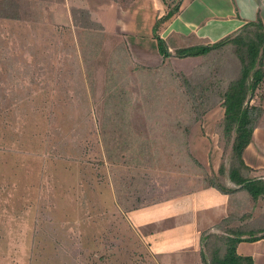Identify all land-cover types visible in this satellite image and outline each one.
<instances>
[{
	"label": "rangeland",
	"instance_id": "374dc122",
	"mask_svg": "<svg viewBox=\"0 0 264 264\" xmlns=\"http://www.w3.org/2000/svg\"><path fill=\"white\" fill-rule=\"evenodd\" d=\"M167 1L166 12L181 2ZM130 3L115 5L125 15L109 16L112 26L79 0H0V264H154L155 236L172 233L168 198L212 188L220 167L190 136L222 107L239 62L228 42L207 57L177 50L241 29L224 37L219 23L203 24V38L165 24L159 35L171 56L159 57L153 45L129 49L132 11L144 10ZM242 4L215 0L214 18H245ZM222 151L228 169L231 147ZM223 195L224 215L201 233L207 264L225 254L231 230L264 226V199ZM146 210L150 219L138 217Z\"/></svg>",
	"mask_w": 264,
	"mask_h": 264
},
{
	"label": "crops",
	"instance_id": "0c3cea01",
	"mask_svg": "<svg viewBox=\"0 0 264 264\" xmlns=\"http://www.w3.org/2000/svg\"><path fill=\"white\" fill-rule=\"evenodd\" d=\"M81 3H88L89 6H95L97 13L93 16L94 21L102 23L110 22L115 26V22L111 21L109 16L115 17L119 20V16L125 15L122 10L121 13L114 12L115 5L125 7L127 2H131L133 6H144L143 12L135 13L132 11L131 20L133 29L131 36L125 35L129 49L134 46L147 47L153 45L155 49L153 52H157L159 57L162 55L159 53L157 41L152 37L153 28L156 21L167 10V0H79ZM180 10L176 16L170 21L171 24L181 23L183 29L186 32H198L202 33L203 24L213 25L219 23L224 30V37L237 32L246 23L252 21L256 22L259 19L264 23V0H240L244 8H246L245 18L239 19L237 15L226 13L227 19L225 22H220L214 17L217 15L213 11L215 0H180ZM129 4V5H130ZM259 7L254 11V15H251V11L248 8ZM112 14V15H111ZM116 20V19H115ZM116 20V21H117ZM18 22V20H17ZM149 24L148 29L143 33L138 34V26L143 27L144 24ZM108 24V25H109ZM138 24V25H137ZM143 24V25H142ZM146 24V25H147ZM207 25V26H208ZM106 26V25H105ZM168 28V29H169ZM168 29L166 31H168ZM175 29V28H174ZM172 31V28H170ZM169 32V31H168ZM170 33V32H169ZM199 34V35H200ZM201 37L202 34L200 35ZM150 38H152L150 40ZM198 39L199 36H197ZM202 44V43H200ZM206 44V43H204ZM197 46V45H196ZM199 46H203L199 45ZM262 101L264 107V84L262 89ZM225 110L223 107H218L212 114L205 115V124L202 128L196 129L191 133L193 148L196 146L207 149L212 152V166L213 171L216 173L220 167L223 157V151L220 147L218 135L215 131L216 123L221 121L224 117ZM208 126V127H207ZM194 139V141H193ZM200 150V149H199ZM202 150V149H201ZM244 161L247 166L252 168L253 175L257 178L264 179V116L260 122L259 127L255 130L252 143L244 152ZM203 163V162H202ZM201 163V164H202ZM204 164V163H203ZM202 164V165H203ZM205 165V164H204ZM259 177H258V176ZM263 175V176H260ZM223 194L215 190L214 188H207L204 191H194L188 195L180 197H171L167 201V210L169 223L168 228L172 231L169 239H158L155 236V246L150 251L149 257L154 264H203L201 254V233L210 230L216 221L217 216H222L225 213ZM224 196V195H223ZM149 212V213H148ZM151 218L153 212L146 210L140 213L138 217ZM135 219V218H134ZM171 221V224H170ZM161 228V233L164 232V223L159 222L156 224ZM157 235V232H156ZM162 245L157 246L159 244ZM157 243V245H156ZM198 244V246L196 245ZM237 252L241 256L252 257L255 264H264V239L257 242H242L237 247ZM148 257V258H149ZM119 258V257H118ZM144 260L146 258L144 256Z\"/></svg>",
	"mask_w": 264,
	"mask_h": 264
},
{
	"label": "trees",
	"instance_id": "16d2710c",
	"mask_svg": "<svg viewBox=\"0 0 264 264\" xmlns=\"http://www.w3.org/2000/svg\"><path fill=\"white\" fill-rule=\"evenodd\" d=\"M180 10V2L173 9L168 10L159 18L153 28V35L158 44L159 53L164 58L171 56L167 42L159 35L161 26L170 23ZM7 16V14L5 15ZM233 45L234 53L239 62L237 78H234L223 93L222 107L225 114L217 124V133L220 141H225L227 146L220 147L224 153L231 147L230 164L228 169L221 164L218 175L209 181V185L224 195H232L239 190H245L251 198L258 202L264 199V179L255 178L253 170L244 161V152L252 143L255 130L259 127L264 116L262 89L264 84V23L259 19L248 22L239 34L231 40H222L214 46H193L177 50L180 58L207 57L214 52L215 47L223 43ZM190 87L188 80L185 81ZM259 94V95H258ZM259 97H258V96ZM257 97L259 102L256 101ZM258 102V103H257ZM253 103V104H252ZM232 143V145L230 144ZM228 176V177H227ZM226 179L236 188H231ZM225 180V182H224ZM232 237L222 238L225 242V254L215 252L213 264H255L252 257L241 256L237 247L242 242H257L264 239V226L257 230H231ZM248 236L249 238H245ZM203 264H207L203 258Z\"/></svg>",
	"mask_w": 264,
	"mask_h": 264
}]
</instances>
